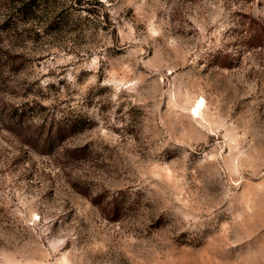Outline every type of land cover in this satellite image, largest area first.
<instances>
[{"label":"rangeland","instance_id":"obj_1","mask_svg":"<svg viewBox=\"0 0 264 264\" xmlns=\"http://www.w3.org/2000/svg\"><path fill=\"white\" fill-rule=\"evenodd\" d=\"M250 20L264 0H0V264H264Z\"/></svg>","mask_w":264,"mask_h":264},{"label":"trees","instance_id":"obj_2","mask_svg":"<svg viewBox=\"0 0 264 264\" xmlns=\"http://www.w3.org/2000/svg\"><path fill=\"white\" fill-rule=\"evenodd\" d=\"M254 26L257 27L254 28ZM250 29L253 30V32L248 36L247 42H249L250 45H254V47L260 46L264 41V27L259 26L256 21L250 20Z\"/></svg>","mask_w":264,"mask_h":264}]
</instances>
